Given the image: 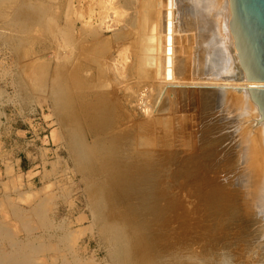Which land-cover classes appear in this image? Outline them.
I'll return each mask as SVG.
<instances>
[{
    "label": "rangeland",
    "instance_id": "obj_1",
    "mask_svg": "<svg viewBox=\"0 0 264 264\" xmlns=\"http://www.w3.org/2000/svg\"><path fill=\"white\" fill-rule=\"evenodd\" d=\"M39 1H45L51 7L56 4L55 0ZM6 2L8 3L6 4ZM22 3L23 0H14L10 3L8 0H0V223H4L0 226H4L10 231L7 235L0 233V264H8V262L11 264L10 259L13 258L31 264H173V260L176 258V264H178L179 260L184 261L186 257H188L187 262L181 261L180 263L189 264V260L193 261L192 258L198 262L210 253V257L207 256L210 260H213V253H220L222 258L219 262L222 264H241L240 261H237L239 252L245 249L249 250V248L258 251L255 250L256 248L254 249L257 238L254 239L253 228L255 225L253 226V221H250L252 224H249L248 221L245 223L238 214H235L230 218L232 223H228L222 216L220 220L222 223L225 221L223 226L225 229L222 228L224 231L221 230L218 233L217 230L222 225V223L219 224L221 221L216 222L213 213L206 212L204 214L201 211L193 191L187 190V193H191L189 199L194 198L191 200V205H187L186 190L183 192V189H179V184L183 182L193 186V182H189L188 176L185 174L188 166L186 167L187 164L183 163L189 153L184 155V147L181 145L185 142L186 147L187 142L190 144L197 140L194 149L199 146L198 144H202L203 149L214 150L212 152L217 155L221 141L219 137H224L227 133L226 129H224L225 131L217 130L213 124H210L213 121L208 116L209 113L213 114L209 109L210 105H205V107L200 105L198 108H201L196 110H199L200 115H197V126L193 133L195 137H189L184 142L179 139L178 141L181 143H174L175 148L164 136H159L163 140L157 138L152 144L153 146L138 142L136 148L134 142L129 143L128 140H126L127 143L125 141L115 143L110 139L113 129L107 128L105 125L104 127L99 126L102 134L104 132L102 137L94 136L93 138V132L101 131L99 127L96 129L91 127L92 130L95 129L91 131L89 126L81 123V126L78 125L81 129L76 128L73 117L71 118L73 116V108L70 107L72 102H69L71 100L67 97L66 103L60 106L56 99L57 79L63 76L70 94L73 93L74 85L72 63H58V46L57 40L54 39L58 35L55 33H58L57 28L60 26L61 17H58L57 27H55L57 16H54V19L52 12L49 14L47 11L43 19L35 20L37 16H34L35 21H32L35 23L33 25L31 20L28 21L30 16L25 15V11L21 9L25 8ZM23 12L25 14H22ZM21 16L26 19L23 20ZM24 21L30 23L25 27ZM109 35L111 33L107 34V36ZM186 44H188L187 48L189 45V48H192L190 51L195 48L191 41ZM32 45L33 50L30 48ZM66 52L68 53V51ZM40 56H42L41 59ZM57 71H59V75ZM213 89L216 88L207 86L201 90L212 91ZM132 95L131 97L136 99V95ZM149 105L153 111L156 110V107L157 110L162 111V115L158 114L160 118L158 116L156 118L161 119L167 115V105L165 106L164 101L159 104L154 99L150 101ZM129 109L132 110L135 118H146L136 106L130 104ZM193 110L195 108L191 105L187 111L191 113ZM74 128L80 131H74ZM52 132H54V136H52ZM79 133L80 135H78ZM215 139L217 142L219 140L217 144H214ZM82 140L84 142L86 140L85 146ZM94 142L98 144V147ZM90 143L95 144L94 152L87 151V148H93ZM159 143L165 144L164 147ZM87 144L91 147H88ZM104 144L107 146L103 147ZM99 146L105 150L102 151ZM84 148L86 149L84 150ZM20 149L26 150L27 153L24 154ZM152 149L154 152L150 151ZM135 150L139 151H137L139 155L142 154V156H138L139 159L131 156L137 154ZM90 155L96 160L95 162L89 157ZM110 155H113L114 159ZM175 155L177 158L174 157ZM231 155L234 156L233 153ZM231 155L230 160H225L224 165L220 164L218 160L215 161L214 156L205 157L207 159L204 163L215 169L221 165L224 170L226 162L230 161L231 165L226 164V167H230L229 170H231L234 166V162L232 163L234 159ZM99 158L105 159L106 162L103 163V160ZM14 159H19V171L14 169L13 164L16 165L17 162ZM149 159L151 162L148 161ZM168 160L170 161L168 162ZM105 167L109 169V172ZM109 167L111 170L114 168L116 170L111 172ZM181 167H183V171ZM188 171H190L189 167ZM193 171L194 169H191V173ZM227 174L228 171L224 175ZM135 175L136 177H134ZM176 177L178 180L175 181ZM193 201L196 203L192 204ZM181 202L182 205L185 203L183 208L180 206ZM33 211L37 214L36 216ZM184 211L187 212L185 217L183 216ZM19 213L23 216L27 215L25 217L31 229L22 226L21 220L17 216ZM214 221L220 226L210 225L214 224ZM200 224L208 225L207 229H202ZM242 224L246 226L240 234ZM209 227L213 234L210 229L208 230ZM250 227H253V230ZM206 231H208V235ZM206 237L212 242L209 243L208 238L205 239L206 242L203 241V238ZM208 243L209 246H207ZM234 244H238L237 247ZM233 246L237 250L234 251ZM203 247L204 250L206 247V252H203ZM199 250H202L201 255L197 254ZM191 254L194 256L191 257ZM260 254H263L261 250L258 251V255ZM181 256L185 258L182 259ZM235 256H237L236 260L233 259Z\"/></svg>",
    "mask_w": 264,
    "mask_h": 264
},
{
    "label": "bare ground",
    "instance_id": "obj_2",
    "mask_svg": "<svg viewBox=\"0 0 264 264\" xmlns=\"http://www.w3.org/2000/svg\"><path fill=\"white\" fill-rule=\"evenodd\" d=\"M8 1L10 3L14 0ZM24 1L22 3L23 6L25 8L30 7L25 9L21 6L22 11L26 13L23 12L22 14L30 16L28 21L34 20V16H37L35 20L37 18L39 20L43 19L48 11L49 14L52 12V18L57 16L56 19L54 18L56 20L54 24L57 27V19L61 17L60 26L57 28L58 33H55L58 34L56 35L57 38H55L56 36L53 37L55 41L57 40L58 63H72L74 85L73 93L70 94V91L66 88V81L63 76L59 79L56 78L55 95L60 106L66 103L67 97L71 100L69 101L72 102L70 107L73 108V116L71 118L73 117L76 128H80L81 123L86 124L90 129L91 127L95 129L99 126L104 127L105 125V127L113 129L110 135V139L113 142L125 141L127 143L126 140H128L129 143L134 142V146L138 142L152 145L157 138H160L159 136H164L170 140L171 146L174 147V143L179 142V139L184 142L185 139L187 140L193 136L197 126V115H200L199 110L196 111L197 108L200 105L201 107L210 105L209 109L213 113L208 114L212 118L210 120H213L210 124H213L217 130L226 129L227 133L223 134L224 137H219L221 141L219 142L218 140L220 149L217 155L213 153L214 150L212 152L203 149L202 144H198L199 146L194 149L193 147L197 140L190 144L187 142L186 147L185 142L181 145V147H184L183 154L187 155L189 153L185 158L182 157L185 159H183V163L187 164L186 167L188 166L190 170L188 171L187 167V170H184L185 174L188 176L189 182H193V186L183 182L179 184V189H183V192L186 190L187 198L185 197V200H187V205H191V200L194 199L190 200L191 193L187 192H195L201 211L204 214L206 212L213 213L216 222H219L223 216L228 223H232L230 218L234 217L235 214H238L245 223L248 221L249 224H252L250 221H253V226L255 225L254 228L252 227L254 229V239L256 240L257 238L254 249L261 250L263 254L258 255V251L250 250L251 248L242 250L244 243L241 248L239 247L242 250L239 249L241 256L237 252L239 257H241L240 260L238 257L237 261H240L241 264H264V118L261 117L260 112L257 111L256 106L251 102L249 97L250 83L246 84L243 79V73L238 66L236 50L228 30L229 9L227 0H55L56 4L54 3V7L46 4L45 1ZM21 17L24 20L25 17ZM48 17L50 19V15ZM26 21H24L26 23L25 27L30 23ZM23 24L21 23V25ZM109 33L111 35L107 36ZM189 41L195 45V48L191 51L190 45L187 48L188 44H186ZM30 48L34 49L33 45ZM143 52L144 55H142ZM41 58L42 56H40ZM57 72L59 75V71ZM207 86L208 88L213 87L216 89L212 91L201 90ZM132 94L136 95V99L131 97ZM154 99L156 103L160 104L161 101H164L165 106L167 105V115L164 118H156L157 116L160 118L158 114H161L162 111L157 110V107L153 111L151 108L152 104L149 105L150 101ZM130 104L139 108L146 118H135L134 113L129 109ZM191 105H193L195 110L189 113L187 110ZM163 111L165 112V110ZM71 125L73 124L71 123ZM76 128H74V131L79 130ZM94 130L91 129V131ZM52 133V136H54V132ZM103 134L102 130L97 133L93 132L92 137H102L101 135ZM183 134L188 137H184ZM85 142L83 143L84 146L86 145ZM218 142L215 139L214 144ZM94 143H90L93 148H87V151L94 150V145L96 144ZM91 145L87 144L88 147H91ZM178 145L180 146V144ZM221 145L223 146L220 147ZM108 148L110 149L109 146ZM153 149L150 151H153ZM104 150L102 149V151ZM110 150L112 151V149ZM161 150L164 151L163 149ZM230 152L234 155L230 154L234 159V161L231 160L232 163L234 162L231 170H229L230 167L228 168L230 161L226 162L227 167L226 164L225 167L222 166L224 170L221 165H218L219 168L215 169L204 163L205 159L214 156L216 158H214L215 161L218 160L220 164L224 165L225 160L230 158ZM172 154L174 155V153ZM131 156L139 159L140 157L138 156H142V154L139 155L137 153ZM89 157L92 158L93 156L90 155ZM101 160H103V163L106 162L103 158ZM92 161L95 162L96 160L92 158ZM148 161L151 162L150 159ZM155 168L157 167L155 166ZM181 168L183 171V167ZM191 169H194L193 173H191ZM107 170L109 172L108 168H106ZM114 170L116 169H112L111 172ZM222 171L225 173L228 171V174L224 175L225 173ZM192 196L194 195L192 194ZM183 205L181 202L180 206L182 207ZM186 213L184 211V217ZM34 215L36 216L37 214L34 212ZM17 216L21 220L22 226L31 229L25 217L27 215L23 216L19 213ZM209 216L211 217L210 214ZM81 220L83 221V219ZM215 221L214 224H210V222L209 224L215 226L222 223L221 220L219 224H216ZM224 222L220 229L217 226L219 229L217 230L218 233L221 232L222 228L225 229L223 227ZM3 224L0 223V225ZM200 226L206 230L208 225H205L206 228H204L203 224H200ZM245 226H241L240 234L245 229ZM206 232L208 235V231ZM0 233L7 235L10 231L4 226H0ZM207 238L202 240L205 241ZM209 240L208 238L207 241ZM197 243L199 244L200 242ZM209 243L207 246H209ZM214 243L216 244V242ZM213 245L212 247L215 246ZM237 245L235 246L237 247ZM202 246L200 247L201 249ZM236 247L233 246L234 251L235 249L237 250ZM206 251V247L205 250L203 247V252ZM200 252L202 254V250H199L197 254L201 255ZM210 255L207 256L210 257ZM219 255L220 253H213V260L206 256L202 257L198 262L192 258L194 262L189 260V264H222V262H219L222 255L220 257ZM184 256H181L182 259L185 258ZM193 256L191 254V257ZM236 257H233V259L236 260ZM175 259L173 264H176ZM186 259L181 261L186 263ZM181 261L179 260L178 264H181ZM10 262L11 264H31L26 261H17L16 258L10 259ZM8 264L10 263L8 262Z\"/></svg>",
    "mask_w": 264,
    "mask_h": 264
},
{
    "label": "water",
    "instance_id": "obj_3",
    "mask_svg": "<svg viewBox=\"0 0 264 264\" xmlns=\"http://www.w3.org/2000/svg\"><path fill=\"white\" fill-rule=\"evenodd\" d=\"M228 30L249 97L264 118V0H227Z\"/></svg>",
    "mask_w": 264,
    "mask_h": 264
},
{
    "label": "crops",
    "instance_id": "obj_4",
    "mask_svg": "<svg viewBox=\"0 0 264 264\" xmlns=\"http://www.w3.org/2000/svg\"><path fill=\"white\" fill-rule=\"evenodd\" d=\"M20 150H22V151L24 152V154H26V153H27V152H26V150H24V149H20ZM18 160H19V159H14V161H17V162H16V165H15V164H13V165L15 166V168H14V169H15L16 171H19V170H20V165H19V162H18ZM34 177H36V176H34ZM34 177H33V178H34ZM32 180H33V179H32Z\"/></svg>",
    "mask_w": 264,
    "mask_h": 264
}]
</instances>
